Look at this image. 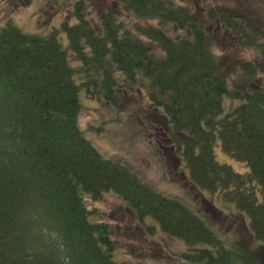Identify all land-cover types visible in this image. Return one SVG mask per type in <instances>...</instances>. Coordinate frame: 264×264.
I'll use <instances>...</instances> for the list:
<instances>
[{
    "label": "trees",
    "instance_id": "trees-1",
    "mask_svg": "<svg viewBox=\"0 0 264 264\" xmlns=\"http://www.w3.org/2000/svg\"><path fill=\"white\" fill-rule=\"evenodd\" d=\"M177 1L113 0L140 23L126 30L111 11L93 16L86 0L71 2L69 17L45 31L0 24V264H120L111 229L86 205L107 193L181 241L186 263L252 262L211 222L224 212L215 201L237 211L264 248V74L248 61L243 80L260 82L229 87L218 75L207 19L242 47L259 45L256 31L210 8L197 19ZM125 84L147 89L162 110L182 185L200 195L194 208L102 155L80 129L81 92L111 101ZM216 143L248 171L218 162Z\"/></svg>",
    "mask_w": 264,
    "mask_h": 264
},
{
    "label": "rangeland",
    "instance_id": "rangeland-1",
    "mask_svg": "<svg viewBox=\"0 0 264 264\" xmlns=\"http://www.w3.org/2000/svg\"><path fill=\"white\" fill-rule=\"evenodd\" d=\"M73 1L0 0V24L11 20L24 31H45L59 25L63 18L69 17L70 3ZM86 1L91 6L89 10L94 9L91 13L93 16L98 17V14L111 11L125 30L133 23H139L113 4V0ZM183 5L197 19H207L206 11L210 8L218 17L220 13H225L251 24V29L256 31L259 45L242 47L231 35L225 33L224 27L218 22L207 19L219 77L229 87L245 89L258 84L259 78L264 74L261 48L264 43V0H185ZM46 20L44 28H39V24ZM141 24L153 25L155 22L142 21ZM248 61L255 64L260 75L259 78L257 76L244 81L241 69ZM80 102L79 127L102 155L127 165L144 181L165 194L181 198L191 203L190 205L192 201L197 202L200 199L193 187L182 185L179 169L181 161L171 141L162 136L167 131L162 110L154 106L147 89L143 87L126 90L125 84L111 101L101 98L98 91L93 94L81 92ZM224 103L230 105L227 98ZM214 153L218 162L228 164L234 171H248L245 163L224 152L219 143L215 144ZM86 205L97 212L93 215V220L104 221L111 229L112 242L115 245L113 257L120 264H189L179 258V254L187 249L181 241L161 233L159 226L154 225L151 219L141 222L118 196L107 193L96 201L87 199ZM215 205L224 210L222 219L211 220L219 232L229 241L246 248L251 264H264V248L242 226L240 214L219 202L215 201ZM147 227H153L152 231Z\"/></svg>",
    "mask_w": 264,
    "mask_h": 264
}]
</instances>
